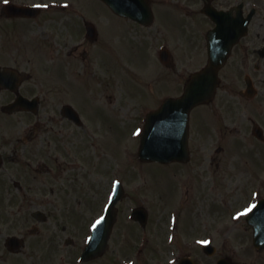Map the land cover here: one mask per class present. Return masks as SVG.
<instances>
[{
    "label": "rangeland",
    "instance_id": "1",
    "mask_svg": "<svg viewBox=\"0 0 264 264\" xmlns=\"http://www.w3.org/2000/svg\"><path fill=\"white\" fill-rule=\"evenodd\" d=\"M12 1L37 3L42 11L33 19L14 20L0 12V66L30 71L24 91L42 95L37 117L0 110V140L23 135L26 123L44 119L45 112L60 116L65 101L74 102L86 127L68 138L75 143L68 144L72 156L66 160L75 165L64 167L57 182L49 179L55 192L50 193L54 204L43 208L48 218L38 224V233L27 234L28 245L16 254L4 250V238L18 230L27 232L24 222H33L29 212L36 208L0 206V264H168L172 257L183 255L197 264H216L222 255L234 264H264V250L252 246L251 229L238 216L252 204L251 194L264 193V140L256 139L250 130L254 121L264 126L263 84L257 98L241 99L236 92L241 83L230 75L234 64L227 65L220 72L214 99L191 112L190 161L161 166L142 163L137 157L144 115L164 97L179 95L187 71L206 60L202 51L194 53L201 45L196 33L201 22L181 9L186 0H151L155 21L148 27L114 17L99 0ZM83 19L96 23V40L82 37ZM161 45L174 54L166 66L158 59ZM10 98L0 90V106ZM50 136L52 143L67 142L62 135ZM62 152L65 159L67 150ZM115 178L123 180L130 196L117 204L119 212L105 254L82 263L79 254L86 224L100 212ZM59 187L67 188L62 195L69 197L59 198ZM222 196L225 202L220 203ZM133 203L149 210L144 227L125 219ZM173 216L177 222L171 232L168 221ZM228 227L233 229L224 236ZM208 233L216 246L213 256L199 247L200 238ZM168 236L173 240L168 241ZM66 237L73 243L66 245ZM186 241L194 242L192 251L185 247ZM167 245L175 250L171 253Z\"/></svg>",
    "mask_w": 264,
    "mask_h": 264
},
{
    "label": "flooded vegetation",
    "instance_id": "2",
    "mask_svg": "<svg viewBox=\"0 0 264 264\" xmlns=\"http://www.w3.org/2000/svg\"><path fill=\"white\" fill-rule=\"evenodd\" d=\"M181 9L193 18L200 17L201 31L197 29L196 33H199V35L197 34L198 44L201 45L198 46L199 50L194 49V53L202 51L207 57L210 43L225 46L234 42L238 37L232 44L226 65L221 71L227 65L234 64L230 75L239 79L241 83L236 89L238 97H242L241 99L244 100L257 98L261 89L259 84L264 85V0H186ZM121 19L131 22L129 19ZM245 20H247L246 29L244 34H241ZM218 26L219 28H217ZM75 47L78 48V45ZM247 81L250 82L249 89ZM23 84L24 82L19 86L20 92L24 91ZM29 90L32 91V89ZM11 94L15 95L13 92ZM41 95L42 92H39V102ZM67 103L64 102L62 105ZM29 114L37 117L38 113ZM59 114L60 116L55 112L52 115L45 112L44 119L38 118L36 121L31 120L26 123V131L23 135L0 140V206L4 204L17 205L20 210L23 207H35L44 214L40 213L35 216L34 211L31 210L29 219L33 222L27 224L26 221L23 225L28 231L19 232L18 230L8 233L11 236L21 237L23 248L28 245L27 234L38 233V224L45 222L48 218L49 212L43 208L54 204V201L50 199V193L55 192V189L49 185V179L57 182V179L64 174V167L71 169L74 165L72 160H66L72 156V150L69 149L68 144L75 143V140L69 141L68 138L80 134L78 128L82 127L65 117L61 107ZM53 133L62 135V138L67 142L55 141L52 143L50 134ZM63 149L67 150L65 159H62L64 157ZM110 185L111 183H109L107 191L110 189ZM57 189L61 193L59 198L69 197L66 194L62 195V191L67 188L59 187ZM70 190L76 189L70 187ZM38 192L41 193L40 196H37ZM76 199L78 203L81 201L77 196ZM221 199L220 203L225 202L223 196ZM175 215L177 216V213ZM9 221L10 228L14 229L15 225L11 220ZM2 226L7 228L3 223ZM0 229L3 230L1 226ZM8 235L3 241V248L7 252L10 251L5 246ZM185 247L190 249L192 246L186 244Z\"/></svg>",
    "mask_w": 264,
    "mask_h": 264
},
{
    "label": "water",
    "instance_id": "3",
    "mask_svg": "<svg viewBox=\"0 0 264 264\" xmlns=\"http://www.w3.org/2000/svg\"><path fill=\"white\" fill-rule=\"evenodd\" d=\"M104 1L117 13L131 16L133 19L144 24H148L152 20V13L147 0ZM5 7L7 14L15 13L20 15L25 13V11L12 6L10 7V5ZM165 60L162 56V61L166 62ZM224 60L225 57L221 58V60L210 58L205 69L192 75L181 97L177 99H166L159 110L148 114L139 148V155L142 160L165 161L168 158L176 160L187 159V123L189 110L194 105L206 102L211 98L217 79L216 70ZM24 106L22 101L18 100L6 108L7 110H17ZM263 204L260 203V206ZM254 212L247 218V221L254 227V241L256 244H259L264 239V213L257 217L254 215ZM114 220L115 212H112L111 208L110 215L94 229V233L82 253V259H91L105 250ZM11 241H13L12 238ZM14 244H17V242ZM218 263L227 264L224 260H220ZM181 264H188V262L185 260Z\"/></svg>",
    "mask_w": 264,
    "mask_h": 264
},
{
    "label": "snow or ice",
    "instance_id": "4",
    "mask_svg": "<svg viewBox=\"0 0 264 264\" xmlns=\"http://www.w3.org/2000/svg\"><path fill=\"white\" fill-rule=\"evenodd\" d=\"M4 2H5V3H7V2H8V0H4ZM97 223H99V221H98Z\"/></svg>",
    "mask_w": 264,
    "mask_h": 264
}]
</instances>
